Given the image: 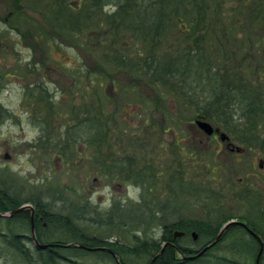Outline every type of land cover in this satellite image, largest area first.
Segmentation results:
<instances>
[{
	"label": "rangeland",
	"instance_id": "obj_1",
	"mask_svg": "<svg viewBox=\"0 0 264 264\" xmlns=\"http://www.w3.org/2000/svg\"><path fill=\"white\" fill-rule=\"evenodd\" d=\"M127 1L25 0L10 15L15 5L0 0V188L70 218V228L40 225L47 244L79 242L80 231L135 248L138 240H162L165 225L185 220L220 230L228 218L256 228L264 242V117L248 119L251 104L264 108V0ZM155 7L165 19L154 32L163 35L152 38ZM133 11L117 28L111 22ZM151 57L179 74L169 70L159 81ZM160 94L162 112L154 102ZM198 115L243 153L207 140L191 124ZM240 131L254 144H244ZM123 156L147 168L142 178L156 170L152 189L110 165L109 157ZM175 170L182 174L170 182ZM13 227L0 218L1 231ZM196 233L178 242L198 251L211 236ZM245 239L233 231L210 255L256 264L259 245L253 254ZM155 256L124 253L122 262L150 264ZM77 261L117 264L98 251Z\"/></svg>",
	"mask_w": 264,
	"mask_h": 264
},
{
	"label": "trees",
	"instance_id": "obj_2",
	"mask_svg": "<svg viewBox=\"0 0 264 264\" xmlns=\"http://www.w3.org/2000/svg\"><path fill=\"white\" fill-rule=\"evenodd\" d=\"M11 1H12L13 5H15V6L12 7V9H10V15L15 14L16 11H20V10L22 11V6H23L22 4L25 2V0H11ZM57 1L60 2V0H57ZM134 1L135 0H128L127 2L131 3ZM103 3H104V0H96L95 5L99 6V5H102ZM155 8H157V7H155ZM157 9H158V13L155 16V20L152 21V23H150L151 26H149V28H150L149 32L152 33L151 34L152 38L156 37V36L160 37L163 35L159 32H158V34L154 33V32H157V30L159 28L161 29L162 27H164L163 23L161 21V20L165 19L164 14L161 15V12H160L161 10L159 8H157ZM134 12L135 11H133L132 13L129 12L128 15H130V17L127 16L126 14L123 15L121 18V21H118V22H117V20H119L118 16H110V18L112 19L111 22L113 23V25L115 23H117V25H116V28H117L119 26V22H121V24H122L123 22L128 21L131 17L136 15V14H134ZM107 17H109V16H107ZM7 18H9V17H7ZM55 18H56V21H58L60 19V17L58 15H55ZM72 19H75L76 22L79 21L78 20L79 17L77 19L76 16L71 13L70 20H72ZM89 19H90V17H89ZM64 25H66V24H64ZM74 27H75V25L73 26V28ZM143 27H146V24ZM71 28L69 29V31H72ZM152 28L155 31L152 30ZM116 32H118V29H116ZM74 35L76 36V38H78V36L75 32H74ZM141 35L144 37L146 34L143 33ZM150 59L153 62L152 66H153V71L155 72V78H158L159 81L162 80L163 78H165V79L168 78L169 70H174L173 71L174 75L176 73L179 74V72H178L179 68L178 67L177 68H175V67L170 68L169 66L167 67L165 59L163 60V62L157 61V60H162V59H156L153 57H151ZM124 61H126L125 56H124ZM140 62L142 63V61L137 60L135 63H136V65H139ZM159 75L160 76L164 75L166 77L159 78L160 77ZM182 87L184 88V85H182ZM180 88H181V86H180ZM184 89H186V88H184ZM169 91L171 92V89H169ZM154 99H155L154 100L155 106H157V109L160 110V105L162 104L161 102H162L163 96L160 94L159 97L157 96ZM237 101H238V99H235V102H237ZM206 103L209 106H213V105L209 104L207 101H206ZM249 108L250 109H248L249 110L248 119H250L254 122H257L259 120L258 116L262 115V117H264V108L259 107V106H255L254 104H251L249 106ZM0 109H2L4 111L6 110L2 106L0 107ZM160 112H162V111L160 110ZM252 114H256L257 117L251 118ZM249 116H250V118H249ZM106 118H107V116H105V119ZM251 129L253 131L254 130L258 131L257 127H251ZM245 130L246 131H244V133L246 135L250 134V129L246 128ZM234 131L238 134L239 129H234ZM260 135L262 136V134H260ZM239 136L241 137L242 140H245L244 144H246V145H247L246 140L252 141V139H253L250 137H248V138L243 137L241 134V131L239 133ZM254 137H258V136L255 135ZM263 139H264V137H263ZM252 143L254 144V141H252ZM251 145H248V146H251ZM110 160H112V159L110 158ZM113 162H118V161L112 160L111 163H113ZM136 163H137L136 161H134L132 159H128L127 157H125V165H126L125 166V173H126V177L128 178V180L134 179L135 175L137 177H139V181H142V182H149V180H153L154 178H156V170H154L150 167L148 168L150 170L149 176L147 175L146 178H142L141 172L147 170V168H141V169L137 170ZM120 169L121 168H119V171H120ZM108 171L110 173L109 169H108ZM145 179H146V181H144ZM136 181L138 182V178L136 179ZM4 188L7 191L0 188V212H2V213H11L13 211H15V212L9 216H0V218L4 219L9 226L13 225V226H15V228L16 227H19V228L17 230H15L13 227V228H11L12 230L10 229L9 232H4V231H1V229H0V258L7 259V261H11L12 264H85V263H80L79 261H77L79 256H81L82 254L84 255L85 253H88L90 251L89 249L84 248V247H98V246L110 247L114 252L117 253L121 262L123 260L122 255L124 253L129 254V255H139L141 253H148L151 256H155V255L157 256V254L161 252L156 257V259L154 260V264H200L203 261H205L206 264H243L241 262H238L236 260H232V259L227 258V257H218L217 255L211 256L210 253L224 239H227L233 231L238 232L239 230H240V232H242V238H246L244 242L247 245H249V247H252V245H254L253 254L256 252V247L259 245V241H257L252 235H250L245 230V228L243 226L233 224L225 231V233L221 237V240L214 247H212L208 251H206L202 256H200L196 259H193V260H183V259L178 257L179 256L178 253H184L186 256H188L192 253H197L199 250L196 251V250H193L192 248H188L187 246L183 245L184 248L180 247L179 249H176L177 250V252H176L175 248H174L175 246L173 245L174 246L173 247L169 243L166 242L169 239V240L173 241V243H179L178 240L172 239V232L174 231V229L185 230L187 232H189V231L205 232L207 235H210L211 238L204 243L203 247H205L206 245L215 241V239L217 238L218 233L220 231L215 226H213L209 223H206V222H190L187 225H165L162 240L153 239L150 242H141L138 240L139 243H137L135 248H131V247H128L125 245H119V244L114 245L112 243H107L105 241L99 240L96 237H89L88 235H86L80 231H76V233H78V236L81 237V240L79 242H73V243H77L78 245L80 244L84 247H78L76 245L69 246V244H73V243L57 241V242L51 243L46 248H41L38 245H34L33 238L31 236V209H24V210H19V211H16V210H18L19 207H21L23 204H26V203H31L33 205V207L35 208L34 222H35V228H36V236H37V239L39 240V242L41 244H47L46 241L43 240L44 231L42 232V230L40 229V227H41L40 225L43 226V222H46L48 224H50V222H52L53 223V224L51 223L52 225H55L56 223L61 222L62 224L65 225L66 228H70V227H72V223L70 222V218L69 217L56 216L55 213H50V211H48L49 210L47 207L48 205L42 200L36 199V200L30 201L27 198L22 199L21 195L16 194L17 195L16 196V195L10 194V192H9L10 190L7 187H4ZM228 220H230V218H228ZM254 230H256V228H254ZM248 234H249L250 239L247 236ZM202 248H200V250ZM97 251L101 252L103 255L113 259L112 255L109 252H107L105 250L104 251L97 250ZM1 252H7L9 255H4L5 257H2L3 255ZM263 254H264V252H263ZM0 264H3L1 260H0Z\"/></svg>",
	"mask_w": 264,
	"mask_h": 264
},
{
	"label": "flooded vegetation",
	"instance_id": "obj_3",
	"mask_svg": "<svg viewBox=\"0 0 264 264\" xmlns=\"http://www.w3.org/2000/svg\"><path fill=\"white\" fill-rule=\"evenodd\" d=\"M248 1V0H247ZM257 53H260V51H257ZM198 119H201V120H206L205 118H203V117H201V116H198L193 122H191V124L193 125H196V120H198ZM207 121V120H206ZM212 124V123H211ZM212 126H213V128H214V131H213V133L212 134H207L206 132H205V130H203V129H201L199 126V129L208 137V139L207 140H215V141H217L218 143H219V146H222L224 143H226V146H227V148L231 151V152H234V153H238V152H240V153H243V150L242 149H239L238 147H236L233 143H232V141H230V137H225V138H223V137H221V135H220V133H219V130L217 129V127H215L213 124H212ZM125 155V154H124ZM109 162H110V165H112V160H110V157H109ZM115 161H118V160H115ZM118 163H119V168H121L120 169V171L118 172L119 173V175H121L122 177H126V173H125V156H123L122 158H120L119 159V161H118ZM180 163V162H179ZM249 164V165H248ZM247 164V166H250V167H252L253 169L256 167L255 166V160L254 159H251L250 160V162ZM110 165H108V167H110ZM136 168H137V170H139V169H141V164L139 163V162H137L136 163ZM264 167V161L262 162V163H260V168H263ZM151 168V167H150ZM155 170V169H154ZM107 172L109 173V171L107 170ZM149 172H150V170H149ZM107 173V174H108ZM182 174V172L181 171H179V170H175V171H173V173L171 174V176L169 177V181L171 182V181H173V179L178 175V176H180ZM256 176H258V175H256ZM138 178V183H139V177H137L136 175H135V177H134V179H129L130 181H133V182H136V179ZM124 179V178H123ZM144 181H146V179L144 180ZM146 185L148 184V189H149V182H144ZM150 189H152V188H150ZM142 197V198H141ZM141 197L140 198H138V199H136L138 202H141V200L143 199V195H141ZM188 224V222H186L185 220H181L180 222H178V223H175L174 225H187ZM43 226H47V223L46 222H43ZM244 228H245V230L250 234V235H252L256 240H258L251 232H250V230L249 229H251V230H253L255 233H257L259 236H260V234H259V232H257L256 230H254V228L252 227V226H250V225H248V224H245V225H242ZM175 231L176 230H174L173 232H172V239L173 240H178V238H176L175 237ZM179 231H181V232H183V234H181L180 236H177V237H182L183 235H185V234H187L188 232L187 231H185V230H179ZM193 232V231H192ZM193 235V234H192ZM169 238V237H168ZM167 243H169L171 246H173L174 248H175V251L177 252V250L176 249H179L180 247L181 248H184V246L181 244V243H173V241H171V240H169L168 239V241H166ZM108 243H114L113 241H109ZM110 248V247H109ZM189 248V247H188ZM150 264H154V261L152 262H150Z\"/></svg>",
	"mask_w": 264,
	"mask_h": 264
},
{
	"label": "water",
	"instance_id": "obj_4",
	"mask_svg": "<svg viewBox=\"0 0 264 264\" xmlns=\"http://www.w3.org/2000/svg\"><path fill=\"white\" fill-rule=\"evenodd\" d=\"M197 124H198V126L201 128V129H203V130H205V132L207 133V134H212L213 133V131H214V128H213V126L209 123V122H207V121H205V120H201V119H198L197 121ZM221 136L223 137V138H225V137H227L225 134H221ZM26 208H31L32 209V216H31V221H32V238H33V243H34V245H38V246H40L41 248H46V247H48L50 244H41L40 242H39V240L37 239V237H36V234H35V226H34V223H33V215H34V209H33V207L31 206V205H23V206H21L18 210H16V211H19V210H24V209H26ZM15 211H13V212H11V214H9V215H12L13 213H14ZM0 215H2V216H7L8 214L7 213H0ZM233 224H240V225H244V223L243 222H240V221H237V220H230V221H228L222 228H221V230H220V233H219V235H218V237L216 238V240L214 241V242H212V243H210V244H208L206 247H204L202 250H200L198 253H196V254H192V255H188V256H186L184 253H182L181 254V258L183 259V260H193V259H196V258H198V257H200L202 254H204L209 248H211V247H213L219 240H220V238H221V236H222V234L231 226V225H233ZM250 232L255 236V237H257L258 238V240H259V243H260V248H259V251H258V253H257V257H256V264H260V259H261V256H262V254H263V250H264V243H263V240L254 232V231H252V230H250ZM175 237H177V236H180L181 234H183V232H181V231H175ZM193 236H194V239H196L197 238V234H196V232H193ZM71 245H76V246H78V247H84V246H82V245H78L77 243H73V244H69V246H71ZM84 248H87V249H89V250H91V251H96V250H110V249H108L107 247H103V246H99V247H84ZM111 253H112V255H113V257H115L116 259H117V255H116V253H114V252H112V251H110ZM157 257V256H156ZM156 257H154L153 258V260H155L156 259ZM117 262L119 263V264H121V262L119 261V260H117Z\"/></svg>",
	"mask_w": 264,
	"mask_h": 264
},
{
	"label": "clouds",
	"instance_id": "obj_5",
	"mask_svg": "<svg viewBox=\"0 0 264 264\" xmlns=\"http://www.w3.org/2000/svg\"><path fill=\"white\" fill-rule=\"evenodd\" d=\"M138 191V190H137ZM106 206H110V205H106Z\"/></svg>",
	"mask_w": 264,
	"mask_h": 264
}]
</instances>
